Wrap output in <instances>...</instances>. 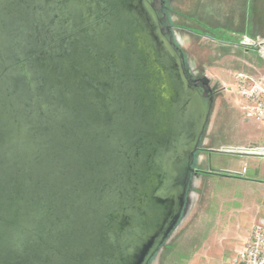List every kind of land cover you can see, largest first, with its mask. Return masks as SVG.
<instances>
[{"label":"water","instance_id":"95a60500","mask_svg":"<svg viewBox=\"0 0 264 264\" xmlns=\"http://www.w3.org/2000/svg\"><path fill=\"white\" fill-rule=\"evenodd\" d=\"M163 19L0 0V264H148L179 225L214 97Z\"/></svg>","mask_w":264,"mask_h":264},{"label":"rangeland","instance_id":"374dc122","mask_svg":"<svg viewBox=\"0 0 264 264\" xmlns=\"http://www.w3.org/2000/svg\"><path fill=\"white\" fill-rule=\"evenodd\" d=\"M166 8L191 76L204 78L215 96L200 148L213 150L208 155L210 169L226 168L235 156L216 152L221 147L261 145L247 141L251 125L260 122L243 121V101L233 77L264 76V0H166ZM243 158L249 172L253 162H264ZM195 185L194 176L183 217L151 264L232 263L236 252L228 230L242 208L228 205L226 199L220 206L228 192L218 182L201 189Z\"/></svg>","mask_w":264,"mask_h":264},{"label":"crops","instance_id":"0c3cea01","mask_svg":"<svg viewBox=\"0 0 264 264\" xmlns=\"http://www.w3.org/2000/svg\"><path fill=\"white\" fill-rule=\"evenodd\" d=\"M235 111L236 110L233 108L234 116L237 113ZM242 116L243 121H248L244 119V115ZM247 123H249V121ZM251 126L252 130L247 141L261 144L260 146L248 147L236 145L238 147H221V150L255 153L264 148V125L262 123H253ZM210 151L213 150L203 149L202 151L204 159L197 169L198 173L195 174V187L201 189L200 185H211V183L218 182L222 185L224 190L228 192V196L220 201V206L226 199L228 205H233L235 208L241 206L242 208L241 211L234 214V216H236L235 225L234 227L231 226V230H228L231 243L232 245L235 244L233 248L236 253L231 261V264H233L237 254L242 251L250 241L253 225L259 218L264 216V162H253L251 172H249L250 169H247V172L244 174L243 168L247 163L243 157L235 156V158L230 160L226 168L213 170L210 169L208 165V155ZM251 158L264 160L263 157ZM209 194L212 197L210 192ZM245 200L248 201L245 202ZM220 226L222 227L223 225L221 224ZM245 226H249V231L246 233L244 231Z\"/></svg>","mask_w":264,"mask_h":264},{"label":"built area","instance_id":"2783aa9c","mask_svg":"<svg viewBox=\"0 0 264 264\" xmlns=\"http://www.w3.org/2000/svg\"><path fill=\"white\" fill-rule=\"evenodd\" d=\"M233 81L237 87V94L243 101L244 119L256 120L264 125V76L237 73L234 74ZM255 153L264 158V148ZM246 172L247 165L243 168V173ZM233 264H264V216L253 225L250 241L237 254Z\"/></svg>","mask_w":264,"mask_h":264},{"label":"flooded vegetation","instance_id":"af4514ba","mask_svg":"<svg viewBox=\"0 0 264 264\" xmlns=\"http://www.w3.org/2000/svg\"><path fill=\"white\" fill-rule=\"evenodd\" d=\"M155 7H156L157 10H159L160 12H162V14L164 15L163 23L166 25L165 32L171 36L172 41L175 44V46L178 44V46H176V47L181 52V54L183 55L184 63H185V68H186L187 73L190 76L191 80L196 85L202 86L204 89H206L209 92H212V94H213L214 92L210 89L208 82L204 78H202L200 76H197V77L191 76V74L189 72V69H188V63H187L186 54H185L184 50L180 47V44L177 41V39L175 38V36L173 34V31H172V29H173V23L170 21V18H169L168 10L166 8V0H155ZM213 97L215 98L214 94H213ZM202 151H203V148H200V150H199L198 153L200 154ZM194 166L196 167V164ZM194 176H195V174L192 175L191 182H192V178ZM191 182H190V188H191Z\"/></svg>","mask_w":264,"mask_h":264},{"label":"trees","instance_id":"16d2710c","mask_svg":"<svg viewBox=\"0 0 264 264\" xmlns=\"http://www.w3.org/2000/svg\"><path fill=\"white\" fill-rule=\"evenodd\" d=\"M177 44V43H176ZM176 46H178V44L176 45ZM189 190H190V185H189ZM164 245V244H163ZM157 253H158V251L152 256V258L150 259V261L148 262V264H151L152 263V261L154 260V258L156 257V255H157Z\"/></svg>","mask_w":264,"mask_h":264}]
</instances>
